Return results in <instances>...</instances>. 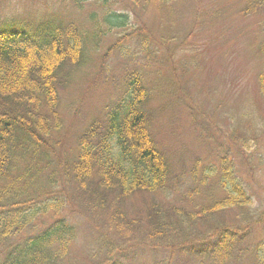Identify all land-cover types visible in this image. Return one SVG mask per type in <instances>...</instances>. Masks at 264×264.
<instances>
[{"label":"trees","instance_id":"trees-1","mask_svg":"<svg viewBox=\"0 0 264 264\" xmlns=\"http://www.w3.org/2000/svg\"><path fill=\"white\" fill-rule=\"evenodd\" d=\"M69 1L81 10L85 2L98 5L101 14H89L88 30L57 16L0 22V264H66L78 232L71 219L78 215L93 234L88 264H133L145 253L148 264H238L243 259L264 264V238L249 242L253 227L264 226V209L249 210L252 198L239 173L241 166L254 172L256 137L230 131L225 145L198 128L216 165L201 170L199 179V160L190 171L203 192L192 188L189 196L200 193L204 202L189 208L176 204L186 196L170 184L172 166L152 128L156 113L150 102L162 86L160 74L152 71L157 83L151 80L149 88L150 73L143 70L156 65L172 39L153 40L154 47L141 18L138 27L131 24L134 8L170 0ZM258 10L264 20V0H243L238 12ZM261 30L254 49L261 60L257 84L264 99V23ZM106 33L118 34L106 55L122 51L130 40L137 47L131 57L146 64L124 75L117 102L81 131L71 155H63L54 139L62 126L59 92L93 63L89 48H97ZM165 59L171 61L169 51ZM172 95L183 101L179 89ZM258 159L264 174V148ZM136 192L168 195L172 201L153 204L144 217L132 216L120 205ZM231 210L234 217L226 215ZM159 253L163 258H148Z\"/></svg>","mask_w":264,"mask_h":264},{"label":"rangeland","instance_id":"rangeland-1","mask_svg":"<svg viewBox=\"0 0 264 264\" xmlns=\"http://www.w3.org/2000/svg\"><path fill=\"white\" fill-rule=\"evenodd\" d=\"M124 1L129 4L128 0ZM242 3L243 0H170L166 5L134 8L135 14L132 12L131 15L133 26H139V18L145 23L154 47L156 42L153 40L168 36L172 39L167 49L159 53L156 65L143 70L150 73L149 88L152 87L151 80L157 83L152 71L157 70L160 74L158 78L162 86L150 102L156 113L152 128L172 166L170 184L186 196L176 204L187 208L204 202L200 193L191 192L189 196L192 188H198L190 175L196 160H199L198 179L201 170L216 165L214 154L208 151V141L196 134L200 128L208 137L213 136L225 145L224 136L230 131L258 139L254 172L248 173L241 166L239 173L252 198L249 210L257 213L264 209V174L258 159L264 148V99L257 84L261 60L254 49V44L263 37V10L242 15L238 12ZM110 8L130 11L119 4H110ZM92 11L101 14L93 1L83 3L81 10L69 0H0V22L11 18L30 20L57 16L64 23L75 22L81 30H88ZM117 35L106 33L97 48L91 46L89 53L93 63L76 72L69 85L59 92L58 111L62 126L58 133H54V139L59 141L57 150L63 155H71L81 131L93 119L103 118L108 107L117 102L122 93L124 75L146 64L131 57L136 55L131 53L137 47L130 40L123 44L122 51L106 55ZM167 51L171 54V61L165 59ZM176 89L183 93L181 102L172 95ZM167 92L170 94L162 97ZM44 163L39 159L41 167ZM208 179L215 182L213 176ZM200 188L199 191L203 192ZM171 201L168 195L136 192L123 198L120 206L132 216L144 217L153 204L164 205ZM226 215L234 217L233 210ZM71 221L76 224L78 232L66 264H88L87 258L94 245L93 234L82 216L73 217ZM252 230L249 242L264 238V226L256 225ZM153 257L159 260L163 255L148 256ZM149 261L145 253L137 255L132 263L148 264ZM182 262L174 264H197L196 260ZM238 264L251 262L243 259Z\"/></svg>","mask_w":264,"mask_h":264}]
</instances>
